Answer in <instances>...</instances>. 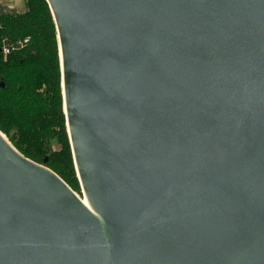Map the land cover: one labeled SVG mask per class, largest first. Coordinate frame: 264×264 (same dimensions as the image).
Returning <instances> with one entry per match:
<instances>
[{"label":"water","instance_id":"water-1","mask_svg":"<svg viewBox=\"0 0 264 264\" xmlns=\"http://www.w3.org/2000/svg\"><path fill=\"white\" fill-rule=\"evenodd\" d=\"M46 1L89 205L0 131V264H264V0Z\"/></svg>","mask_w":264,"mask_h":264},{"label":"rangeland","instance_id":"rangeland-1","mask_svg":"<svg viewBox=\"0 0 264 264\" xmlns=\"http://www.w3.org/2000/svg\"><path fill=\"white\" fill-rule=\"evenodd\" d=\"M27 7L26 0H0V12H21ZM54 28V35L48 24L44 29V36L41 38V54L33 71L20 77L18 73L20 68L13 67L15 75L5 77L0 74L5 83L4 88H0V123L5 131L1 129L0 131L13 146L14 141L18 142L36 154L39 163L45 164L44 158L51 156L53 161L64 168V172L76 183L77 187L72 188L75 193L83 197L67 136L59 46L56 27ZM10 41L14 40L10 39ZM2 56L3 59L7 57L3 53ZM10 56L16 59L20 56V51L8 57ZM56 135L67 140L68 149L56 141ZM47 140H51L50 144Z\"/></svg>","mask_w":264,"mask_h":264},{"label":"trees","instance_id":"trees-1","mask_svg":"<svg viewBox=\"0 0 264 264\" xmlns=\"http://www.w3.org/2000/svg\"><path fill=\"white\" fill-rule=\"evenodd\" d=\"M26 2L28 7L25 11L14 13L5 11L0 13V45L3 36H6L11 40L18 38L23 39L27 36L29 38L21 48L12 50L8 53L5 59H3L2 52L0 50V74H3L5 77L15 75L16 72L13 70V67L20 68L18 72L20 77L33 71L37 66L38 56L41 54V38L44 36V29L47 24L52 29L53 35L55 34V22L50 13L47 1L26 0ZM19 51L20 56L16 57V59L11 58V56L10 58L8 57L9 55H15ZM58 74H60L59 71ZM1 80H3V76L0 77V81ZM0 88H4V86L0 85ZM0 129L5 131V128L1 123ZM55 137L57 142H59L65 149H68L69 146L67 140L61 139L58 135ZM47 142L50 144L51 140H47ZM14 146L20 152H23L25 156L35 161L39 159L36 154L27 150V148L23 147L20 143L14 141ZM44 161L46 166L55 171L71 188L75 189L77 187L72 178L64 172V168L56 164L51 156L47 159L44 158Z\"/></svg>","mask_w":264,"mask_h":264},{"label":"built area","instance_id":"built-area-1","mask_svg":"<svg viewBox=\"0 0 264 264\" xmlns=\"http://www.w3.org/2000/svg\"><path fill=\"white\" fill-rule=\"evenodd\" d=\"M1 12H5V11H1ZM28 39L29 38L27 36L23 39L18 38L14 41H10V39H8L7 37H3L1 40L0 50L4 55H7L12 50L21 48L27 42Z\"/></svg>","mask_w":264,"mask_h":264},{"label":"bare ground","instance_id":"bare-ground-1","mask_svg":"<svg viewBox=\"0 0 264 264\" xmlns=\"http://www.w3.org/2000/svg\"><path fill=\"white\" fill-rule=\"evenodd\" d=\"M59 48V47H58ZM59 57H60V51H59ZM83 199V201L85 202V204L89 205L87 199L85 196L81 197Z\"/></svg>","mask_w":264,"mask_h":264}]
</instances>
